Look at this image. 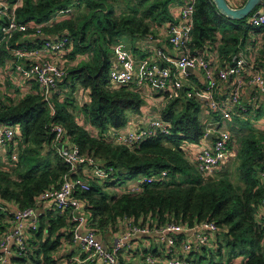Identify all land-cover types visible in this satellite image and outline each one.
Returning a JSON list of instances; mask_svg holds the SVG:
<instances>
[{"label":"trees","instance_id":"trees-1","mask_svg":"<svg viewBox=\"0 0 264 264\" xmlns=\"http://www.w3.org/2000/svg\"><path fill=\"white\" fill-rule=\"evenodd\" d=\"M116 1L25 0L17 11L20 22L37 25L46 23L64 8L77 9L76 14L46 25L41 37L29 32L26 46L35 48L42 45L44 38L67 34L72 53L83 55L84 60L68 70L58 83L60 90L65 86L69 92L64 99L61 91L53 93V114L37 83L36 92L18 101L3 95L0 123L17 127L18 132L0 155V233L6 229L9 203H16L19 208L34 205L37 196L58 186L69 172L53 148L55 135L50 124L57 123L64 127L82 155L92 156L95 165L107 172L105 177L88 176L90 188L77 194L91 213L90 223L97 233L117 231L125 218L151 226L170 221L191 227L203 221L215 222L226 233L223 241L218 238L216 254L206 251L211 264H264V217H258L264 198V182L260 179V172L264 171V135L249 132L236 140L239 174L235 183L229 177L209 179L186 159L183 144H200L205 138L200 99L180 93L161 113L170 125L169 133L159 132L132 148L95 136L87 129L86 123H90L102 133L119 130L128 124V112L140 114L145 100L137 88L117 86L109 79L114 45L125 35L133 39L152 35L154 24L172 20V3L183 0H126L130 10L119 13ZM196 3L190 47L195 51L217 42L221 34L220 54L228 59L238 51L240 39L255 27L247 25V18L229 20L212 0H196ZM244 4L242 0L240 6ZM4 21L0 18V24ZM24 35L16 33L14 41ZM7 57V41L0 30V62H5ZM79 86L91 91L90 103L83 106L74 97ZM213 115L218 119L222 116L218 111ZM232 142L233 139L229 148ZM47 147L49 156L44 157ZM15 150L20 160L14 165ZM163 171L167 174L162 175ZM148 177L155 180L144 181ZM133 180L140 183L138 191L117 192V188ZM64 225L65 218L61 215L41 217L40 228L33 230L35 239L31 246L27 242L31 264H56L55 254L63 246L64 238L72 237L64 231ZM33 243L38 245L32 246ZM213 256H219L220 260H214ZM239 258L242 260L238 261ZM26 261L27 258H15L11 264H26Z\"/></svg>","mask_w":264,"mask_h":264},{"label":"built area","instance_id":"built-area-1","mask_svg":"<svg viewBox=\"0 0 264 264\" xmlns=\"http://www.w3.org/2000/svg\"><path fill=\"white\" fill-rule=\"evenodd\" d=\"M241 0H227L234 7H240ZM25 0H0V18L5 21L0 24V30L3 33L4 40L7 41L8 57L5 62L9 63L13 72L25 81H37L41 87V94L47 100L50 106L51 113L55 111V106L52 101L54 92H59L58 83L62 81L68 70L61 68L59 62L53 60L54 57L64 54L69 48L70 39L67 34L56 35L44 38L42 45L29 48L26 42L30 38L29 32H35L38 37L43 36V30L46 25L58 21V16L67 15L73 12L72 7L64 8L59 12L54 13L49 21L37 25H27L20 22L17 18V11L23 6ZM196 0H184L180 6V12L175 22L170 23L168 40L171 45L178 50L179 56L172 60V66L162 64L158 57H162L163 52L158 50L154 61L145 60L143 65L137 70L135 60L132 59L130 52L123 44L117 45L115 48V56L113 65L109 71V79L114 85L124 86L132 85L135 88H140L146 84H151L164 92H167L171 98L182 93L189 98H197L201 101H208L212 111H219L220 103L216 100V93L221 88L224 81L229 78L239 76L242 68L246 64L245 59L237 58L234 64L226 68H216L211 65L210 61L201 54H191L190 45L192 43V33L194 29V14L196 11ZM256 12V11H255ZM253 12L247 18V23L251 26L264 25V5L257 9V13ZM25 34L22 39L15 40L16 33ZM6 65L0 62V85L3 84L6 72ZM198 69L203 73L206 80V85L203 88H198L195 81L187 79L189 75L187 70ZM248 84L258 86L264 92V74H253ZM171 87V88H170ZM243 85L238 82L236 87L231 92L229 104L240 103L241 89ZM2 90L0 87V107L3 103ZM176 98V97H175ZM203 106V105H202ZM222 120H216L212 124H208L205 129V138L208 135L215 134L212 139L211 146H205L201 149L196 157L195 166L202 173L212 174L217 166L225 162L230 149L229 143L232 135L226 127V122L232 120V113L226 110L220 112ZM170 125L163 118L150 122L146 127L137 131H129L120 133L115 131L110 133L114 142L119 145H126L130 148L135 147L141 141L147 140L159 134V132L168 134ZM50 130L54 133L53 148L59 153L65 164L68 166L66 173L58 186L50 187L42 192L35 199V204L30 207L17 208L15 211L9 212L10 221L14 222V228H7L0 233V264L11 263L15 258H27L26 264H31L29 260V250L27 246L26 231L39 229V214L38 206L48 202L53 209L60 212L73 211V220L78 222L74 231V239L83 245V251L86 254L84 257L76 258L78 263L82 264H121L118 259V253L121 249L128 246L132 239L151 233L152 231L160 234L165 233L171 235L168 242L174 245L176 234L181 231L192 229L188 224L177 223L174 221L166 222L161 225H149L148 223H130L129 227L120 234L116 245L113 248H105L96 238V230L88 232L81 231V224L88 221L87 214L81 215L79 212L85 206V202L78 198L79 192L87 191L90 188L89 180L83 176H72L81 167L92 168L93 174L97 177H105L106 171H103L92 156H84L80 153L77 145L66 147L69 135L61 124H50ZM18 129L14 126H8L0 123V155L6 152V148L13 142ZM264 146V143H263ZM15 156V155H14ZM167 171H163L162 175H166ZM155 180V177L144 179L148 183ZM139 188H134L129 192H136ZM12 203L6 207V210ZM264 206V198L261 200V207ZM259 209V211H260ZM263 212V211H262ZM264 217L259 214L258 217ZM125 218L124 220H130ZM132 220V219H131ZM7 226V225H6ZM194 227L193 235L196 241L201 244H206L210 235L217 232L218 225L214 222H199ZM186 255L181 258L172 259L170 264H209L203 261H195L189 257L193 247L191 242H186L182 245ZM145 260L153 264L155 259L151 253L144 254Z\"/></svg>","mask_w":264,"mask_h":264},{"label":"crops","instance_id":"crops-1","mask_svg":"<svg viewBox=\"0 0 264 264\" xmlns=\"http://www.w3.org/2000/svg\"><path fill=\"white\" fill-rule=\"evenodd\" d=\"M184 1V0H183ZM183 1L178 3H172L171 5V16H172V22H175L177 19V16L180 12V6L183 4ZM242 1V0H241ZM240 1V2H241ZM73 14L76 13V9H73ZM69 16L67 15H60L58 16V21L61 19L66 18ZM247 20V19H246ZM171 21H161L156 23L155 26L159 27L162 25V27L158 28V32L156 33L155 30H153V34L148 37H138V38H131L130 36H122L119 38L118 43L114 45V48H116L117 45L123 44L125 48L130 52V55L133 60H135L137 70L143 65L145 60L154 61L156 58L157 51L160 50L163 52L162 57H158L159 61L164 65L172 66V60H175L179 54L178 50L174 48L170 41L168 40L169 33V25L172 23ZM247 25H250L247 23ZM251 26V25H250ZM164 27V28H163ZM255 27L252 30H249L246 37L240 39V44L238 47V51L236 53H231L229 58L222 57L220 54V35L218 34L219 39L217 42H213L212 44H208L205 47L197 48L195 51L190 49L191 54H201L203 57L207 58L211 65H214L216 68H226L228 66H231V64H234L236 62V59L243 58L246 61V64L242 68V71L239 73V76H233L229 78L228 80L224 81L221 85V88L216 93V100L220 103L219 109L220 112L222 110H226L232 113L233 115V124L235 128L241 130L245 126L249 130L247 133L255 132L257 134L264 135V92L261 91V89L252 84H248L249 78L256 73H262L264 74V25L263 26H253ZM163 28V29H162ZM162 29V31H161ZM222 36V35H221ZM193 39V37H192ZM193 42V41H192ZM192 45V43H191ZM190 45V46H191ZM73 46L70 45L67 51L64 54H60V57H54L53 60L55 62H59L61 64V68L65 70H70L73 66H76L84 60V56L81 54H73L72 53ZM115 56V53H114ZM114 56L112 59H114ZM6 65V72L5 77H8L9 80H4L3 84L0 85L1 90L4 92L3 95L9 96V98L12 97V93L14 88L18 92L19 97H23L27 94H30V92H36L35 83L39 86V91L41 90V87L38 82L35 81H25L22 80L20 77H18L12 70V67L7 62H2ZM189 75H186L187 79L195 81V84L198 88H203L206 85L205 77L203 76V73L198 70H187ZM238 82H241L243 87L241 89V100L240 103L236 104L233 103L229 104V100L231 97V92L236 87ZM171 88V87H170ZM138 92L144 97V103L142 106V111L140 114H134V113H128L129 115V122L127 125L123 126L119 130L110 129V133H114L115 131H119L120 133H125L129 131H137L140 130L143 127H146L150 124V122L158 119L159 117L162 118V112L165 110V108L170 104L171 100H174L177 98L178 95H175L174 98H171L167 92H164L158 88H155L154 86H151V84H146L145 86H141L140 88H137ZM61 91V98L64 99L66 96V93L63 88ZM78 91V92H77ZM10 93V95H8ZM41 93V91H40ZM90 89L87 88H77L76 93L74 94V97L77 98L78 103L80 106L85 105L86 103H90L91 97H90ZM2 95V98L5 97ZM80 95V97L78 96ZM203 105V121L204 125L207 126L208 124L214 123L216 120L220 121L222 120V117L220 119L214 117L212 109L209 106L208 101H202ZM219 112V111H218ZM219 112V113H220ZM259 123L262 125V127L259 126ZM87 129L89 132L95 136H102L103 138H106L110 142H114L113 137L111 134H108L107 131H104L102 133L101 130H98L97 128H94L90 123H86ZM255 125V127H254ZM17 128V127H16ZM207 128V127H206ZM234 128V127H232ZM18 129V128H17ZM109 131V130H108ZM231 131V130H230ZM214 135V134H213ZM232 135V134H231ZM264 143V142H263ZM66 147H70L75 145L72 143V141L68 138V141L66 143ZM212 145V139L202 140L200 144H190V143H184L183 148L186 151V159L189 160L190 163L194 164L196 162V157L198 153L201 151V149L205 146H211ZM235 144L230 147L231 150L237 149L234 147ZM239 147V145H238ZM50 148H46L45 151H43V156L47 157L46 153L49 152ZM236 153V152H235ZM231 157V155H230ZM14 158H17V155L15 154ZM227 159V158H226ZM228 161V159H227ZM225 161L221 163L219 166H217L212 174L206 175L207 178L212 179L215 178V174L221 172L222 170H226L228 168L229 163ZM237 162L235 161V167L238 171ZM226 174V173H225ZM83 176L87 178L88 176H95L93 174L92 168H89L88 165L86 167L79 168L76 173H74L72 176ZM205 175V174H204ZM229 177V176H224ZM219 177V178H224ZM260 179L262 182H264V171L260 172ZM62 180V178H61ZM59 181V183L61 182ZM138 180H133L129 182L128 184H125L124 186H121L117 188V192L121 193L124 191H130L134 188H138L139 186ZM138 191V190H137ZM86 206V205H85ZM83 206L82 210L79 212L81 215L87 214L88 221L81 224V231L82 232H88L90 230H94L91 226V213L87 210V208ZM19 206L16 203H12L11 206L7 208L8 214L10 211H15ZM38 214H39V226L41 224V217L52 214V215H61L65 218V227L63 228L65 232L68 234H72L71 238H64V241L62 243V247L56 252L55 258L57 259L56 264H82L78 263L76 258L78 257H84L86 254L83 251V245L79 241H76L74 239V231L76 224L78 222L73 220V211L69 210L67 212H60L55 209H53L52 206L48 202H45L41 206L37 207ZM264 212V206H262V209H260L259 214L263 215ZM133 220H122V222L119 224V229L117 231H111L107 230V232H100L96 233V238L98 241L103 244L105 248H113L114 245H116L118 238L120 234H122L126 228H128L130 223H132ZM7 228L13 229L14 222L10 221L9 215L6 218ZM215 223V222H214ZM218 225V223H217ZM192 229L181 231L179 234H176L175 244L171 245L167 240L171 236L169 234L165 233H158L155 231H152L149 234L136 237V239H132L129 241V245L125 246V248L121 249L118 253V259L120 260L121 264H150L145 260V255L147 253H151L155 259V263L153 264H170L172 259L175 258H181L186 255V252L183 250L182 245L186 242L192 243V251L189 254V257L192 260L195 261H203L206 263L211 264L212 260H210V251L213 252V254L217 253V247H219L218 244V238L219 240L223 241L224 235H225V229L220 228L218 225L217 232H213L206 244L198 243L193 235L194 227H190ZM219 236V237H218ZM26 240L30 244L33 242L34 233L33 231H30L27 233L26 231ZM46 238V236H45ZM43 238V239H45ZM38 243H33L32 246H37ZM31 246V244H30ZM206 252V253H205ZM214 260H220L219 256H213ZM238 261H241L242 259H237ZM8 264H11L10 262ZM14 264V263H12Z\"/></svg>","mask_w":264,"mask_h":264},{"label":"rangeland","instance_id":"rangeland-1","mask_svg":"<svg viewBox=\"0 0 264 264\" xmlns=\"http://www.w3.org/2000/svg\"><path fill=\"white\" fill-rule=\"evenodd\" d=\"M115 5H116V11L119 13V12H121V10H125V11H127V10H130V8L128 7V3H127V1L126 0H117L115 3H114ZM129 4H131V3H129ZM77 10V9H76ZM76 14V13H75ZM248 21V20H247ZM160 27H162V25H160L159 27H157V26H155V24L153 25V30H155V32L157 33L158 32V28H160ZM164 28V27H163ZM162 28V29H163ZM162 29H161V31H162ZM4 80L6 81V80H9V78L8 77H5L4 78ZM4 81V82H5ZM7 82V81H6ZM69 88V87H68ZM68 88L67 87H65V86H63V89L65 90V91H67L68 90ZM79 89L80 88H83L82 86H79L78 87ZM62 89V88H61ZM11 91H13V93L11 94L12 95V97H11V99L12 100H14V101H18V100H20V98L21 97H19L18 95V92L15 90V88L13 89V90H11ZM69 92V91H68ZM78 92V91H77ZM76 93V92H75ZM2 94H4V92L2 91ZM1 94V95H2ZM8 95H10V93L8 94ZM10 95V96H11ZM79 97H80V95H78ZM187 98H189V97H187ZM180 106L181 105H179V107L178 108H180ZM128 113H131V112H128ZM232 119H233V117H232ZM234 120V119H233ZM233 120H231V121H227L226 122V127L228 128V130L230 131L231 130V134H232V139H233V142H232V145L233 144H235L234 145V147H236V148H238V144H237V142H236V140L241 136V135H243V134H246L249 130L247 129V127L245 126L244 128H242L241 130H239V129H237V128H235V126H234V124H233ZM259 126L260 127H262V125L259 123ZM232 127H234V128H232ZM254 127H255V125H254ZM29 145V144H28ZM31 145V144H30ZM17 150V149H16ZM15 150V152L13 153L14 155L16 154L17 155V158L15 159L14 158V165L17 163V160L19 161L20 160V154L18 153V151H16ZM237 150L238 149H235V150H231V152H229V154H228V156H227V159H228V161H227V159L225 160V161H227L228 163H229V166H228V168H226V170H222L221 172H219V173H216L215 174V176L217 177V178H219V177H224L225 175L226 176H229V178L231 179V181L232 182H235V183H238V171L236 170V167H235V161L237 160V157H236V153L235 152H237ZM18 153V154H17ZM230 155H231V157H230ZM33 161H34V159H33ZM237 164V163H236ZM13 165V166H14ZM10 166H11V164L9 165V166H7V168L9 169L10 168ZM226 173V174H225ZM144 176H142L140 179H142ZM241 184V183H240ZM264 240V239H263ZM224 252H225V250H224Z\"/></svg>","mask_w":264,"mask_h":264},{"label":"water","instance_id":"water-1","mask_svg":"<svg viewBox=\"0 0 264 264\" xmlns=\"http://www.w3.org/2000/svg\"><path fill=\"white\" fill-rule=\"evenodd\" d=\"M218 11L229 20H244L253 12L257 13V8L264 5V0H245V4L234 7L227 0H212ZM258 14V13H257ZM215 134L208 135V139H213Z\"/></svg>","mask_w":264,"mask_h":264}]
</instances>
